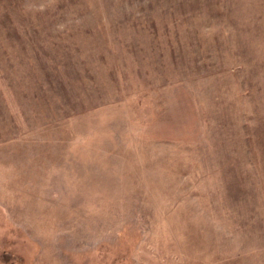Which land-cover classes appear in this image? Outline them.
Returning a JSON list of instances; mask_svg holds the SVG:
<instances>
[{
  "label": "rangeland",
  "instance_id": "374dc122",
  "mask_svg": "<svg viewBox=\"0 0 264 264\" xmlns=\"http://www.w3.org/2000/svg\"><path fill=\"white\" fill-rule=\"evenodd\" d=\"M0 264H264V0H0Z\"/></svg>",
  "mask_w": 264,
  "mask_h": 264
}]
</instances>
